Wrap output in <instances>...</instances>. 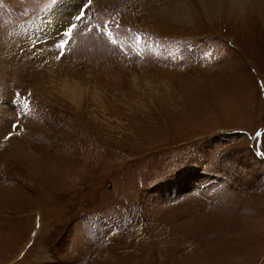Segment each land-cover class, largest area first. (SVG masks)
Returning <instances> with one entry per match:
<instances>
[{"label":"rangeland","instance_id":"374dc122","mask_svg":"<svg viewBox=\"0 0 264 264\" xmlns=\"http://www.w3.org/2000/svg\"><path fill=\"white\" fill-rule=\"evenodd\" d=\"M62 1L0 0V264H264V9Z\"/></svg>","mask_w":264,"mask_h":264},{"label":"bare ground","instance_id":"6f19581e","mask_svg":"<svg viewBox=\"0 0 264 264\" xmlns=\"http://www.w3.org/2000/svg\"><path fill=\"white\" fill-rule=\"evenodd\" d=\"M82 0H63L60 4L61 15H66L68 12L79 6ZM150 8L154 11L158 17L176 21L177 13L183 10L192 8L205 11L209 14L217 16L219 13H226L227 19L230 20L234 17L237 21H240L243 17L244 10L248 6H257L260 9H264V0H146ZM109 2V1H106ZM192 4V6L190 5ZM66 10V12H64ZM188 18V14H185ZM214 16V17H215ZM213 17V18H214ZM212 18V17H210ZM242 22V21H241ZM65 84V83H64ZM77 91V90H76ZM64 92L69 96L68 89H64ZM73 99V98H72ZM71 101V100H70Z\"/></svg>","mask_w":264,"mask_h":264}]
</instances>
